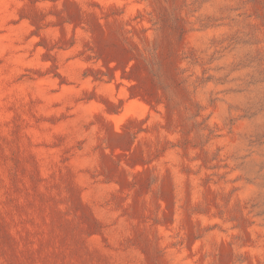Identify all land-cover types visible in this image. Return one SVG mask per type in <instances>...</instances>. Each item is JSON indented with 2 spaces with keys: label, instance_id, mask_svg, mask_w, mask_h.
Segmentation results:
<instances>
[{
  "label": "rangeland",
  "instance_id": "374dc122",
  "mask_svg": "<svg viewBox=\"0 0 264 264\" xmlns=\"http://www.w3.org/2000/svg\"><path fill=\"white\" fill-rule=\"evenodd\" d=\"M0 264H264V0H0Z\"/></svg>",
  "mask_w": 264,
  "mask_h": 264
}]
</instances>
